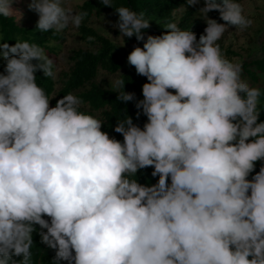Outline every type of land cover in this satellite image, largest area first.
<instances>
[{"label":"clouds","instance_id":"9594fccd","mask_svg":"<svg viewBox=\"0 0 264 264\" xmlns=\"http://www.w3.org/2000/svg\"><path fill=\"white\" fill-rule=\"evenodd\" d=\"M16 2L0 0V17L19 22ZM98 2L111 8L113 0ZM65 5L30 0L35 30L79 29L87 13ZM213 11L224 23L208 18ZM115 13L120 35L106 33L120 47L123 37L143 42L127 64L148 81L135 103L147 122H116L122 142L71 93L50 107L55 96L35 75L56 77L43 48L0 43V264H32L33 233L54 250L50 264H264L261 90L219 43L229 29L242 33L254 21L239 0H203L197 13L206 27L197 40L175 22L145 37L143 13L123 6ZM124 85L115 79L110 87L122 89L118 101H133ZM147 168L156 183L131 178Z\"/></svg>","mask_w":264,"mask_h":264},{"label":"trees","instance_id":"16d2710c","mask_svg":"<svg viewBox=\"0 0 264 264\" xmlns=\"http://www.w3.org/2000/svg\"><path fill=\"white\" fill-rule=\"evenodd\" d=\"M121 6L128 7L137 14L143 13L144 18L149 20L150 27L144 30L145 37L147 35H161L166 31L164 26L167 23L175 22L180 29L194 32L198 40L206 27L196 15L195 7L187 6L185 0H113L111 8L104 7L98 0H83L77 12H86L87 15L84 17L77 32L80 40L88 46L95 47V50L78 49L72 52L69 70L61 72L57 79L56 77L55 79L51 77L45 78L40 71H37L35 75L37 77V85L45 90L49 98L51 99L55 96L50 100V105L54 107L56 101L64 95L69 93L75 95L83 101L80 110L105 121L101 130L107 132L110 138L122 142L123 137L113 131L116 122L125 119L126 116L131 117L133 123L141 128L147 122L146 117L142 114L137 118L136 113L138 110L135 108V103L143 99L141 93L142 85L148 81L145 77L138 76L135 73V69L127 64V56L130 52L124 51L108 38L99 35L89 24L93 15H100L101 13L118 17L115 10ZM179 7H185L186 12L177 13L173 17L171 15L172 10ZM208 16L210 19L217 20L218 23H224L219 20V13L216 11L208 13ZM35 26L22 27L16 23L14 17H0V43H8L10 46H13L16 42H28L38 45L44 51L55 54L57 48L51 46V44L58 45L63 42V33H55L54 31L41 33L35 30ZM89 36L94 37V40L89 41L87 39ZM125 42L133 47L143 46V42H137L135 36L132 38L125 37ZM223 52L231 56L234 55L228 51ZM32 63L35 64L36 61ZM3 68L4 66H0V73H3ZM242 69L253 82L258 81V74L264 76V29L260 43V56L245 62ZM53 70L55 71V65ZM121 70H124L119 77L125 83L123 90L126 93H134V100L126 103L117 100V95L120 94L122 89H106L95 82L99 72L116 74ZM57 84H59L58 90L56 89ZM257 88L261 90L258 122H264V85ZM260 166L261 163L257 162L255 171L250 174L248 179H251V175L259 171ZM152 170L151 168L142 169L136 174V177L131 178H136L137 182L142 185H152L158 179V177H151ZM38 231L39 228L37 226ZM31 251L32 264H50L55 255L54 250L48 249L40 243V237L37 233H33V247ZM61 264H64V262H61Z\"/></svg>","mask_w":264,"mask_h":264},{"label":"rangeland","instance_id":"374dc122","mask_svg":"<svg viewBox=\"0 0 264 264\" xmlns=\"http://www.w3.org/2000/svg\"><path fill=\"white\" fill-rule=\"evenodd\" d=\"M30 0H17L16 3L13 4V8L19 9L23 15L22 18L17 21L16 17H14L16 23L22 27H31L36 25V21L38 19L37 15L28 10V3ZM244 8V13L250 19L254 21L253 25L246 29L242 33L235 32L234 28L229 29L232 33H225L224 37L221 41H219L221 45L222 52L228 51L229 53H233L234 55L226 54L224 55L234 62H240L243 64L249 61L252 58H257L260 56V43L262 40L263 29H264V0H240ZM81 5V0H66L65 6H71L75 12H77L78 7ZM196 9V15L199 17L198 9L203 7V0L199 5L194 6ZM209 18V16H208ZM119 17L101 13L100 15H93L89 21L90 26L99 34L102 35L109 40H111L118 47L121 46L120 41L113 40L108 36L111 35L113 38H116L120 35L118 28L114 25L117 23ZM201 19V18H200ZM205 24L204 20L201 19ZM206 25V24H205ZM108 34H107V33ZM64 35V40L60 44H51L57 48L55 54L49 53L45 51L46 55L53 59L55 65L56 79L61 72H67L71 66L70 57L72 52L78 49H85L94 51L95 47L88 46L86 43L80 40L77 29H73L71 27L62 31ZM125 41V37H123ZM124 51L131 52L133 50V46L128 45L126 42L123 47H120ZM5 62L0 59V66H4ZM124 70L117 72L116 74H107L105 72H99L95 82L106 89H113L110 87L111 82L115 79H119ZM259 78L257 82H253L248 75L242 69V78L245 79L251 87L257 88L258 86L264 85V76L258 74ZM56 89H59V84H57ZM116 90V89H113ZM50 107H53L50 105Z\"/></svg>","mask_w":264,"mask_h":264}]
</instances>
